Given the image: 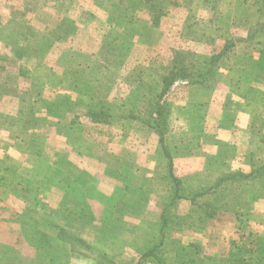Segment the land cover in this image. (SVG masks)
<instances>
[{"label":"crops","instance_id":"crops-1","mask_svg":"<svg viewBox=\"0 0 264 264\" xmlns=\"http://www.w3.org/2000/svg\"><path fill=\"white\" fill-rule=\"evenodd\" d=\"M120 1L88 0L87 4L92 7L81 8V17L74 20L84 22V29L88 32L95 20L107 22ZM182 1L172 0L164 4L161 0H144L139 7L136 4L133 15L147 23V30H156L161 37L168 32L171 37L182 36V47L177 49L172 64L188 59L202 64L219 60L213 69L217 71L221 67L225 72L217 71V79L191 83L182 93L167 96L166 118L172 125L171 133L182 134L178 140L170 139L168 135V158L159 157V137L144 125L146 115L142 105L152 93L161 94L166 88L156 64L161 68L168 65L143 51L138 40L145 37L146 31H136L132 35L129 25L126 33L113 30L105 22L108 33H101L99 45L110 44L111 30L117 31V39L123 37L128 44L126 55L123 46L119 45L122 40L114 46L111 42L110 46L122 60H113L114 66L122 72L129 68L128 80L134 74L133 69L137 72L143 66L144 71L136 79V75L130 79V89L116 110L118 118L111 124L89 121L84 118L83 109H71L70 112L51 109L49 112L47 104L46 108L26 109L25 100L34 102L31 97H26L29 94L0 97V101H13L11 109L0 106V264H56L57 260L53 258L56 240L49 233L41 237L40 229H45L41 223L44 219L51 222L57 215H61L63 223L90 244L96 241L95 235L88 232L90 219L99 227L105 226L113 231L107 243L102 244V255L87 249L67 250L59 258L62 264L132 263L142 253L154 248L160 240L161 224L149 219L123 223L118 218L117 207L124 194V184L117 171L121 153L128 154L137 175L143 171L154 176L160 171L162 178L167 167L172 165L177 177H193L194 181L209 185L224 176L240 177L255 171L264 161V1L241 3L245 0H235L231 20L222 25L211 20L209 5L191 0L188 7ZM203 11H208L207 17L201 14ZM85 20H88L87 24ZM132 21V16L125 18V22ZM75 35L68 33L58 40L49 37L48 47L37 53L31 40L37 39L39 43L44 37L34 35L31 40H18L16 49L35 59L36 76L49 72L56 77L46 81L44 89L47 93L41 95V99L71 101L78 98V95L63 94V90L57 87L62 75L66 77L76 72L74 69L79 70L75 67L76 62L75 65L67 60L62 62L59 56L65 55L67 59L74 50ZM150 37L158 39L157 33H151L145 40ZM60 42L63 47L58 50ZM48 49L49 52L44 53ZM55 51L59 58L56 63L46 58L56 54ZM72 53L78 57L79 54L86 56L81 49ZM139 58L138 62L132 60ZM19 63L21 68L26 66L24 62ZM236 69L240 75L234 88H230L225 78L235 76ZM82 101L87 103L83 96ZM181 111H184L186 121L182 124L177 117ZM73 117L80 119V126L70 125ZM42 118L46 119L45 122H38ZM20 180L29 181V188H20ZM29 205L33 206L32 209L28 208ZM263 208L257 207V215L263 212ZM41 212L44 219L39 216ZM133 228H136L135 233L124 240L122 232ZM256 249L262 251L258 261H264L263 243ZM230 255L226 258L232 261ZM247 261L243 257L241 262L246 264ZM147 264H155V260L149 257Z\"/></svg>","mask_w":264,"mask_h":264},{"label":"rangeland","instance_id":"rangeland-1","mask_svg":"<svg viewBox=\"0 0 264 264\" xmlns=\"http://www.w3.org/2000/svg\"><path fill=\"white\" fill-rule=\"evenodd\" d=\"M152 1L155 2V0ZM161 1L166 4L172 0ZM199 1L200 0H195V2L200 3V5L204 4L208 7V4ZM190 2L191 0H183L182 4L189 7ZM87 3L88 0H0V97L3 95H17L19 93L29 94L26 97H31L34 100V102H29L30 106H32L29 109H32L34 106L37 108V99H41L40 96L47 93L44 89V84L48 80L56 79V77L52 76L49 72L43 73L40 77L36 76V74H34L36 61L33 59V56L31 54L21 53L16 49L18 40L21 41L24 38L31 40L34 35L44 37L39 39V43L37 39L35 41H33L34 39L31 40V46H33V49L37 53L42 52L48 47L50 42L48 40L49 37L52 40H55L56 37L58 40L68 33H74L76 37L73 38L72 44L75 48L72 52L76 51V49H81L82 54L86 55L81 57L79 54V58L75 53L71 52L67 59L65 55H59L61 57L60 61L62 62L67 60L71 65L76 62L75 64H77V66L74 65L79 70L77 71V69H74L76 72H71V74L66 77L62 75L60 79H58L60 81L57 87L63 90V94H73L74 97L78 95L77 99L73 98L71 101L67 99L60 102L61 104H47L55 108L58 112H70L71 109L72 111L76 109L79 110L82 109L81 106L87 103L95 104L97 101H106V104L111 107H117L118 109L121 107L124 95H126L128 88L130 89L128 84L130 79L135 75L136 79L144 72L143 68H141L143 66H140L137 72L133 69L132 73L134 74L129 76L128 80L130 69L128 68L126 71L122 72L112 63L115 59L118 61L122 60L118 58L117 52H114L111 46L118 45L119 41L122 40L119 45H122L125 51L128 47L125 38L121 37L117 39L115 36L118 30H123L127 33L129 31L128 25L132 28L130 32L132 35L136 33V31H146L145 37L142 39L139 38L138 41H140V45L143 47L145 53L150 56L158 57L168 63V65H164L162 68L160 65L156 64L161 73H164L165 69L170 68V66H174L172 61L174 60V56L176 57L175 53L177 49L182 47L181 41L184 39L182 36L178 35H173V37H171L169 35L170 32H168V34L164 33V36L161 37L158 31L147 30V23L139 21V19L133 15L137 10L136 4H138L139 7L144 4V0H121L116 7L119 11L118 13L121 14V18L117 16L113 19V16L116 15L114 10V12L110 14L107 22H101V19L95 20L96 22L88 28V32L84 29V22L81 20H74L76 17H81V8L90 9L92 7ZM158 7H160L159 4ZM122 14L126 19L132 16L133 21L131 23L125 22V18H123ZM201 14L207 17L208 11L207 13L203 11ZM11 19L13 20L12 22ZM85 21L87 24L88 20ZM105 22L107 26L114 28L113 30L118 29L114 32L111 30L109 37L112 42L111 46V42L109 45L103 43L100 45L98 44L102 38L101 33L103 31L105 35L108 33V29L104 26ZM104 28L106 29L104 30ZM151 33H157L158 39L156 40L150 37L145 40ZM85 35H87V37H85ZM113 39L116 40L115 43ZM59 44H61V47H59L58 50L63 47V43L60 42ZM144 44H147V47L144 46ZM144 48H147V50H144ZM46 52H49V49L44 53ZM55 53L56 54L51 56L48 55L49 57L47 56L46 58L56 63L59 58H57L58 53L56 51ZM127 53L126 51V55ZM132 60L138 62L141 58ZM188 60L193 61L190 59ZM19 62H24L26 66L21 68ZM181 63L182 61L178 64ZM117 65H119V63H117ZM133 65L134 64H132V66ZM129 67H131L130 63ZM217 71L221 73L225 72L221 67L219 70L217 69ZM138 79L140 80L141 78ZM187 86L188 85L175 88L176 90L174 89L175 92L172 94L176 95L182 93ZM81 96L85 97L87 103L81 102ZM13 100L15 101L16 99L14 98ZM23 103L26 107V100ZM45 103H47V101H45ZM3 105L7 110L13 108L12 99L10 101H0V106L3 107ZM38 106L40 108H46V104L40 101ZM143 107L144 105H142V108ZM178 116L181 124L183 122L186 123L184 111L177 113V117ZM60 117L64 119L63 116ZM74 119L78 121L75 122V126H80V119L73 117L72 121ZM45 120L44 118L38 119V122L43 123ZM38 122L35 125H37ZM168 128L170 129V139L178 140V137L182 136V134L173 135L171 133L172 125L170 122ZM262 157L264 158V151ZM159 172H156L157 174L153 176L156 180V190L159 191V193L149 194L150 199L146 204L147 208L145 213L136 218L127 217L126 214L120 216L123 223H125V221L149 219L156 223L158 222L159 225L161 224L160 240L156 243L155 247L159 246L164 238L165 244L161 252L160 260L156 256H150L155 260V264H244L241 263V261L235 262L238 255L242 253L243 257L253 261L251 264H264L263 260L260 259L258 261L262 251L258 252L256 249L258 244L263 243L264 245V208L263 212H259L258 215L255 212L257 207H264V161L261 162L255 171H251L245 175L242 174L238 178L237 175L232 178L224 176V178L221 179V181L223 180L222 183L216 187L214 193L207 195V197L200 198L201 204L195 207H191L188 200L180 199L175 205L163 209V204L159 203V201L164 194L163 185L165 184L163 178L166 174L161 178ZM254 172H259V174L252 176ZM208 186L209 184L207 182H200L192 185L191 189H203V187L207 188ZM260 194H262L263 197H260ZM207 199L208 202L210 201V203H212L211 206L214 212L216 211L218 213L216 216L205 218L198 213L200 209L209 204ZM194 209H196L197 212H194ZM235 211H237V213H235ZM163 213L164 215L166 214L168 219H172V222L167 224L165 228L160 221V217ZM88 223H93V225L88 228V232L94 235L99 232V225H96L93 219H90ZM135 230L136 228L129 232L123 231L122 238L128 240L135 233ZM229 255L233 258L232 261L226 258ZM147 259L142 260L139 264H147ZM137 261H133L132 263L131 261H126V263L123 264H136ZM107 263L116 264L112 262Z\"/></svg>","mask_w":264,"mask_h":264},{"label":"trees","instance_id":"trees-1","mask_svg":"<svg viewBox=\"0 0 264 264\" xmlns=\"http://www.w3.org/2000/svg\"><path fill=\"white\" fill-rule=\"evenodd\" d=\"M203 3H206L211 8V20L219 25H222L231 20V15L234 12V5L235 0H200ZM199 1V2H200ZM239 2L241 0H238ZM261 0H254L255 3ZM264 1V0H263ZM243 2H247L242 1ZM254 4V3H253ZM116 15L113 17L121 18V14L118 13L119 11L115 9ZM118 13V14H117ZM123 15V14H122ZM123 18L125 16L123 15ZM223 60V59H222ZM219 60L212 61L211 64H202L196 61H189L185 60L181 64L172 65L170 68L165 69V72L161 74V77L166 85V88L163 93H153L148 100L144 103V107L142 108L144 114L146 115V122L145 126L152 131H154L158 135V153L159 157L168 158V135L170 133V129L168 128L169 120L166 118V100L167 96L175 92V88L189 85L190 83L194 82H202L205 80H214L217 79L215 74L217 73L213 69V65ZM219 74V73H218ZM235 76L225 78L227 85L230 88H234L236 84V80L240 75L239 70H235ZM237 74V77H236ZM175 89V90H174ZM39 101L44 104L53 103V104H61L63 99H55V100H44V99H37V108ZM47 101V103H45ZM51 101V102H50ZM26 109H29L30 103L29 100H26ZM49 112L54 110L52 106L48 105ZM106 106V107H105ZM82 109L85 111L84 118L88 119L91 122H100V123H109L116 121L118 118V110L117 107H111L106 104V101H97L95 104H87L81 106ZM86 107V108H84ZM33 108H36L35 106ZM52 109V110H51ZM75 119L70 122V125H76ZM127 153H121L117 160L119 175L121 176V181L124 184V194L120 204H118L117 211L119 218L126 214V216H130L132 218L139 217L141 214L145 213L146 204L150 199V195L159 193L156 190V180L153 176L149 175V173L141 172L140 175H137L138 172L135 171L131 165V160L128 158ZM109 170H116L114 168H108ZM108 170V171H109ZM263 171V169H262ZM110 172V171H109ZM112 173V172H111ZM259 172H254L252 176L258 175ZM15 176V174H13ZM231 178V177H230ZM238 178V177H237ZM164 194L161 196V200L159 203L163 204V209L168 208L169 206L175 205L180 201V199H186L189 201L191 207H195L201 204L200 198L207 197V195L214 193L216 187L222 181H218L213 185H209L207 188L203 189H195L192 190L191 186L194 184L200 183L199 181H194L193 177H184L180 178L177 177L173 172L172 165L167 167V173L164 176ZM20 188L27 189L30 186L29 181H19ZM157 191V192H156ZM151 193V194H150ZM150 194V195H149ZM26 204H29L27 199H24ZM208 202V199H207ZM208 205H205L198 213L201 216L213 217L216 216L218 213L213 210L211 206L212 203L208 202ZM28 207V206H27ZM32 205H29L28 208L32 209ZM147 212V211H146ZM164 212V211H163ZM194 212H197L194 209ZM237 213V211H235ZM39 216L44 219L43 212L39 213ZM42 221V225L45 226V229H40V235L46 236V233H49V236L56 240V245L53 247L54 255L53 258L57 260L56 264H62L59 262V258H62L65 254V251H80L82 249H87L89 251H98L101 255L104 253L102 248V244H106L108 241L109 235L112 234V230L104 227H99V232L95 234V238L97 241H92L90 244L88 241L83 239L79 233L71 230L68 226H66L63 222L64 220L61 219V215H57L55 220L51 222ZM160 221L162 222L164 228L167 224L172 222V219H168L166 214L160 217ZM93 223H89V227H91ZM88 227V228H89ZM48 229L46 232L45 230ZM134 229V228H133ZM39 241V240H38ZM36 241L37 245L39 242ZM165 244V238L163 239L162 243L159 246H156L146 253L142 254L139 257V260L136 264H139L142 260H146L150 256H156L160 260L161 252L163 251V246ZM243 259V253L238 255L235 262H240ZM246 259H244L245 261ZM248 261L246 264H251L253 262L251 259H247ZM55 262V261H54ZM242 263V262H241Z\"/></svg>","mask_w":264,"mask_h":264}]
</instances>
